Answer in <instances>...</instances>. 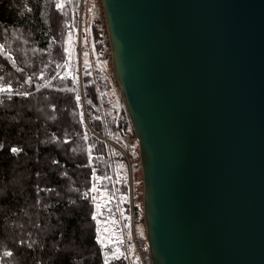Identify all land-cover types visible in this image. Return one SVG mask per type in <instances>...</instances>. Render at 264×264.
I'll list each match as a JSON object with an SVG mask.
<instances>
[{"label":"water","instance_id":"obj_1","mask_svg":"<svg viewBox=\"0 0 264 264\" xmlns=\"http://www.w3.org/2000/svg\"><path fill=\"white\" fill-rule=\"evenodd\" d=\"M101 1L152 264H264V0Z\"/></svg>","mask_w":264,"mask_h":264},{"label":"trees","instance_id":"obj_2","mask_svg":"<svg viewBox=\"0 0 264 264\" xmlns=\"http://www.w3.org/2000/svg\"><path fill=\"white\" fill-rule=\"evenodd\" d=\"M0 89V264H152L102 1L0 0Z\"/></svg>","mask_w":264,"mask_h":264},{"label":"rangeland","instance_id":"obj_3","mask_svg":"<svg viewBox=\"0 0 264 264\" xmlns=\"http://www.w3.org/2000/svg\"><path fill=\"white\" fill-rule=\"evenodd\" d=\"M82 15H83V11H82ZM112 67H113V63H112ZM39 111H43L41 113L44 116V118H43L44 121L49 119V118H47L46 114L44 113V109H42L41 106H39ZM51 122H52L51 119L47 121L48 124H50ZM140 164H141V162H140ZM140 164H139L140 168L135 170L133 172V174L130 176L129 189H130V193L133 197L132 202L134 204H139L142 207V209L144 210V178H143V171H142ZM144 212H145V210H144ZM11 226H13L11 221L5 223V227L9 231H11L10 230ZM142 230L147 232L146 223L142 227ZM107 233H111V230H109ZM108 237H113V235H108ZM102 239H104L102 241L106 243V237L104 236V237H102Z\"/></svg>","mask_w":264,"mask_h":264},{"label":"snow or ice","instance_id":"obj_4","mask_svg":"<svg viewBox=\"0 0 264 264\" xmlns=\"http://www.w3.org/2000/svg\"><path fill=\"white\" fill-rule=\"evenodd\" d=\"M0 91H5V90H4V89H0ZM12 151H13V152H16V151H17V149L13 148V149H12ZM92 190H93V191H95L96 189H95V188H93ZM8 255H11V253H8Z\"/></svg>","mask_w":264,"mask_h":264}]
</instances>
